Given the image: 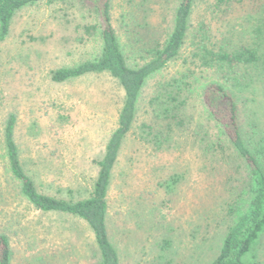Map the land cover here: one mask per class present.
<instances>
[{
	"label": "rangeland",
	"instance_id": "obj_1",
	"mask_svg": "<svg viewBox=\"0 0 264 264\" xmlns=\"http://www.w3.org/2000/svg\"><path fill=\"white\" fill-rule=\"evenodd\" d=\"M179 3L113 0V25L131 66L144 62L143 43L167 37ZM135 7L148 16L139 35L129 18ZM88 12L78 2L33 4L16 13L0 40V230L10 237L11 264L100 259L85 221L38 211L18 193L4 147L6 121L14 113L21 159L38 190L66 200L92 194L98 161L119 125L124 90L104 73L60 83L51 78L55 69L100 52L98 28L87 30L96 23ZM204 41L230 53L248 47L257 60L203 64ZM212 82L235 96L241 131L254 150L264 137V0H195L180 54L146 82L108 192V228L121 264H208L246 208L248 167L204 102ZM179 90L178 118H158L153 96ZM159 128L170 140L155 138ZM255 250L257 258L250 253L248 259L264 264V235Z\"/></svg>",
	"mask_w": 264,
	"mask_h": 264
},
{
	"label": "trees",
	"instance_id": "obj_2",
	"mask_svg": "<svg viewBox=\"0 0 264 264\" xmlns=\"http://www.w3.org/2000/svg\"><path fill=\"white\" fill-rule=\"evenodd\" d=\"M224 2L226 0H218ZM242 1V0H240ZM78 2L86 6L90 17L96 19L94 25H88L87 30L98 28L102 41L98 54L73 66L60 67L52 72V80L65 82L88 74H108L115 78L124 90V103L119 114V125L112 133L104 156L98 161L99 173L92 194L80 200H66L38 190L32 176L26 171L19 147L16 142L15 124L17 117L10 114L6 121L4 133L5 163L8 165L9 178L18 185V193L36 210L44 213H61L82 219L94 234L100 259L96 264H121L119 252L113 244L108 228V192L114 167L119 158L125 138L132 129L138 111V102L142 90L152 76L162 71L170 61L174 60L184 46L190 29V17L195 0H180L175 10L174 23L164 40L158 39L152 43L145 42L141 47L144 62L131 66L120 36L113 25V0H0V40H5L11 30L16 13L38 3ZM128 15L124 14V18ZM137 27L149 25L146 9L135 7L130 17ZM146 20V21H145ZM203 31V30H202ZM204 38L206 40V32ZM139 38H145L140 35ZM243 50V51H242ZM236 53H230L223 47L211 49L204 42L200 44V59L203 64L234 65L240 62H255L257 54L248 47ZM168 85H173L168 83ZM166 96H153L151 104L159 106L155 114L161 119H176L181 110L177 93L173 91ZM204 102L212 116L223 128L230 143L246 162L249 170L250 183L246 208L239 214L223 239L217 256L208 264H254L252 256L257 258L255 247L264 235V137L254 143V150L247 143L238 122V106L235 96L225 85L212 82L206 85L203 92ZM153 128V127H151ZM154 129V128H153ZM162 141L170 140L165 135V129L160 128L153 133ZM250 260L248 259L249 254ZM12 248L8 233L0 230V264L12 263Z\"/></svg>",
	"mask_w": 264,
	"mask_h": 264
}]
</instances>
